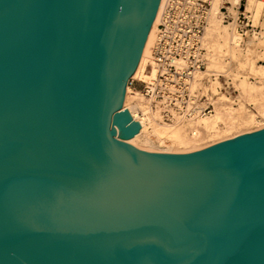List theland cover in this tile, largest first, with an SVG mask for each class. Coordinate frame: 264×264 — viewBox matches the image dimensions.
Returning <instances> with one entry per match:
<instances>
[{
    "label": "water",
    "instance_id": "obj_1",
    "mask_svg": "<svg viewBox=\"0 0 264 264\" xmlns=\"http://www.w3.org/2000/svg\"><path fill=\"white\" fill-rule=\"evenodd\" d=\"M160 2L0 0V264H264V129L126 142Z\"/></svg>",
    "mask_w": 264,
    "mask_h": 264
},
{
    "label": "bare ground",
    "instance_id": "obj_2",
    "mask_svg": "<svg viewBox=\"0 0 264 264\" xmlns=\"http://www.w3.org/2000/svg\"><path fill=\"white\" fill-rule=\"evenodd\" d=\"M206 1L210 2V8L208 11L207 25L202 37V48L206 50V53L203 57L204 70L199 69L194 73L190 81V90L192 96H195L199 99L206 97L207 99L204 102L199 100L196 108H193L192 110V108L189 107L187 113L182 116L174 110H169V112L172 114V118L171 122H166L163 115L166 111V107H163L161 102L156 100L155 96L149 98L145 91L138 90L129 85L125 94L123 110L128 108L133 120L139 121L141 129L134 138L126 142L139 150L158 154H189L206 149L220 142L236 138L243 134L264 129L263 110L261 112L262 118L251 116L248 119H240L239 122L234 126L236 128L235 135L229 134V130H219V123H223L224 118L221 110L216 108L218 104L216 105V95L212 90L215 89V86L217 90V85L220 83L216 78L218 75L216 73L219 72H214L213 64L209 65L213 57V50L210 47L215 41L218 40L220 41V48L222 49L227 47L233 55L238 51V47L241 50H244L245 48L248 50L249 48L259 45L263 35L261 31L259 37L251 38L248 41L244 40L239 35L236 22L228 24L223 20L221 7L223 5V1L225 0ZM248 1V9H254V0ZM166 3L167 0H161L160 2L155 20L152 24L145 46L143 48L139 64L132 76L133 80H136L138 83H142L144 87L146 86L147 88L150 87L151 83L157 76V70L153 63V50L156 45L158 34L160 33L159 25L161 23L162 13ZM231 3V6L228 7V10L230 13L236 16L237 10L233 6H237L239 0H231ZM263 5L264 3L260 2L255 10L257 9L259 12ZM249 12L252 14L251 19H253L254 24L259 25L256 20V15H254L256 13L253 12V14L251 10H249ZM221 22L226 27H223ZM224 23L228 25H225ZM228 29L233 34L229 33ZM231 63V60L226 58L224 69L221 72H226L228 65H231ZM151 65L152 68H149ZM211 78L216 79L215 81H210ZM206 84H210V88H208ZM227 99L228 98L226 97V100ZM262 99L264 100V96ZM131 100H135L137 103H133L134 106H131ZM155 101L157 102L155 103ZM208 104L213 105V110L209 114H203L204 108H206ZM159 123L170 125L161 126ZM248 125H250L251 128H246ZM188 129L190 130L192 137L186 133ZM203 131H206L208 138H215V141L217 142L212 144L200 143V136ZM157 137L161 142L158 146L155 145L154 142V139Z\"/></svg>",
    "mask_w": 264,
    "mask_h": 264
},
{
    "label": "built area",
    "instance_id": "obj_3",
    "mask_svg": "<svg viewBox=\"0 0 264 264\" xmlns=\"http://www.w3.org/2000/svg\"><path fill=\"white\" fill-rule=\"evenodd\" d=\"M248 0H239L235 9L236 16L222 6L221 12L225 23L236 22L239 35L246 41L259 37L262 28L255 25L252 14L247 10ZM225 5L231 6L230 3ZM244 7V8H243ZM210 2L206 0H167L159 25V34L153 50V63L157 76L150 87H144L149 98L166 107L164 119L171 122L174 110L181 116L187 113L189 107L196 108L199 100L191 95L190 81L194 73L204 70V54L202 37L207 25ZM152 68V65L151 67ZM136 80L130 79L128 86H134ZM155 101V103L157 102ZM213 105L208 104L203 114H209Z\"/></svg>",
    "mask_w": 264,
    "mask_h": 264
},
{
    "label": "rangeland",
    "instance_id": "obj_4",
    "mask_svg": "<svg viewBox=\"0 0 264 264\" xmlns=\"http://www.w3.org/2000/svg\"><path fill=\"white\" fill-rule=\"evenodd\" d=\"M227 2L231 3V0L223 1L222 6L230 7L225 5ZM260 2L264 3V0H254V9H248V1L247 10H251L252 13H256L253 14L256 15V20L259 23V26H261L262 28V35L264 37V5L263 7H261L262 9L259 10V12L257 11V9L255 10ZM222 26L226 27L223 24ZM229 33L233 34L230 31ZM263 37L259 45L249 48L248 50L246 48L244 50H241L238 47V51L233 55L227 47L221 49L220 41L218 40L215 41L210 47L213 50V57L209 65L213 64L214 72H219L216 73L218 74L216 78L220 83L217 85V90L216 86L215 89H211L215 92L216 95L215 101L216 105L218 104L216 108H219L221 110L224 118L223 123H219V130H229V134L235 135L236 128L234 126L239 122L240 119H248L251 116L262 118L261 112L264 110V100L262 99V97L264 96ZM226 58H229L232 63L231 65H228L226 72H221L224 69ZM216 78H211L212 80L210 79V81H215ZM206 86L210 88V84H206ZM133 87L141 91L144 90V85L142 83L136 82ZM226 97L228 98L227 100ZM133 103L136 104L137 101L131 100V106H134ZM159 124L161 126L170 125L161 123ZM250 125L253 126L252 124ZM250 125H248L246 128H251ZM186 133H188L192 137L189 129L186 131ZM200 139V143L204 144H212L217 142L215 141V138H208L206 131L202 132ZM154 142L157 146L161 143L158 137L154 139Z\"/></svg>",
    "mask_w": 264,
    "mask_h": 264
}]
</instances>
